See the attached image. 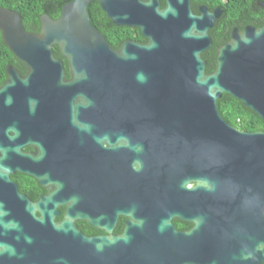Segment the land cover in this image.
Instances as JSON below:
<instances>
[{"label": "water", "instance_id": "water-1", "mask_svg": "<svg viewBox=\"0 0 264 264\" xmlns=\"http://www.w3.org/2000/svg\"><path fill=\"white\" fill-rule=\"evenodd\" d=\"M92 1L112 24L136 28L147 42L112 50L89 22ZM163 1L160 8L159 0H72L55 20L41 15L37 34L0 7L1 40L26 69L18 76L8 66L0 88L11 121L80 133L99 125L101 111L103 126L136 142L128 147L135 207L118 236L111 235L116 212L103 225L85 212L94 202L86 203L85 187L95 166L72 163L69 194L59 195L61 187L46 178L40 182L50 193L34 203L13 186L0 191V264L264 263V132L236 130L215 106L228 94L264 123V23L232 30L206 74L201 54L221 11L200 7L194 15L189 0ZM173 193L177 200L194 195L197 214L186 232L170 223ZM77 221L109 235H85Z\"/></svg>", "mask_w": 264, "mask_h": 264}, {"label": "flooded vegetation", "instance_id": "flooded-vegetation-1", "mask_svg": "<svg viewBox=\"0 0 264 264\" xmlns=\"http://www.w3.org/2000/svg\"><path fill=\"white\" fill-rule=\"evenodd\" d=\"M222 1L225 2L226 0ZM97 5L95 14L98 21L95 29L101 35V31L114 33L112 25L117 28L134 29L112 24L98 3ZM257 5L264 9L263 2H257ZM200 7H205L209 12L219 9L221 11L219 18L227 11L226 22L229 23V30L226 31L227 40L223 43L230 39L231 32L234 29L241 31L247 26L258 28L264 23V20H262L258 25L245 24L244 21L247 18L246 8L234 10L233 7H228L227 2L224 4L223 9L219 6L213 7L212 3H210V9L203 4H197L194 10L190 5L191 12L198 15ZM100 12L111 24L105 23L100 18ZM232 22H235V25L231 27L230 23ZM213 26L209 31L213 29ZM98 28L101 31H98ZM125 42L143 45L147 41L136 42L123 39L114 48L109 43L107 44L112 50H118ZM52 54L61 62L65 77L68 78L66 61L61 57L58 50L57 55ZM260 58L264 68V52H262ZM8 66L12 67L18 76H23L26 73L25 69V72L21 75L15 67L6 64L0 75V88L7 79L6 70ZM9 109V105H5L4 100L0 99V149L6 151L4 156L0 154V158L4 157L0 160V191H10L13 186L19 195L34 203L50 193V189L40 182V179L46 178L52 186L58 185L61 187L59 195L69 194L70 174L67 166L72 163L94 165V170L92 172L89 170L91 174L87 173V177L90 179L85 187L86 203L88 201L94 202L87 204L85 212L90 217L96 214V217L101 220V225L105 223V220L106 222L110 221V218L116 212L117 216L111 235L118 236L127 220L124 214L129 213L135 207V172L132 164V153L128 149V147L135 145V136L130 132L120 134V130L113 126H103L101 111L99 125L95 129L77 133L68 126L56 128L46 125L34 128L29 124L31 120L29 118L22 117L20 121L19 118L16 121H11L8 118ZM11 150L16 152H11ZM92 193L95 194L93 198H91ZM173 194L174 207L170 211L174 209V216L170 219V223L175 231L186 232L192 226L189 218L197 214L194 195H192L191 200L189 196L177 200L175 199L177 194ZM58 210L59 215L55 218L57 222L62 219L64 208L59 207ZM75 225L81 232L84 230L85 235L88 236L109 235L103 230L89 225L86 221H77Z\"/></svg>", "mask_w": 264, "mask_h": 264}, {"label": "trees", "instance_id": "trees-1", "mask_svg": "<svg viewBox=\"0 0 264 264\" xmlns=\"http://www.w3.org/2000/svg\"><path fill=\"white\" fill-rule=\"evenodd\" d=\"M71 1L72 0H0V7L18 13L25 31L37 34L40 28L39 18L41 15H46L52 20H55L58 18L61 8ZM226 2L228 7H233L234 10H243L246 8L247 18L244 21L245 24L258 25L264 20V9H261L257 5V2L264 3V0H226L225 2L222 0H190V5L194 10L196 9L197 4H203L210 9V3H212L213 7L219 6L223 9ZM159 3L160 8H163L164 1L159 0ZM97 6L98 5L95 1L90 2L87 6L89 22L94 29L98 21L95 14ZM227 15V11H225L224 15L214 23L213 29L208 32L212 44L201 54L202 59L206 62V74L213 70V54L215 48L227 40L226 31L227 29L229 30V23L226 22ZM100 18L105 23L111 24L109 21L107 22L105 16L101 12ZM234 23L235 22L230 23V26H234ZM111 27L114 29V33L104 32L99 28L98 31L102 32L104 39L112 48L123 39H130L136 42H146L136 28L130 30L129 28H117L113 25ZM95 30L97 31V29ZM52 53L57 55L56 47H52ZM6 64L15 67L17 72L21 75L25 72L24 66L9 52L7 47L3 44L0 36V75L2 73V68ZM215 106L219 116L236 130L244 132H264V123L251 110L244 107L240 101L230 95L222 94L221 97L216 100ZM236 120H238V122H236ZM82 233L85 234V231L83 230Z\"/></svg>", "mask_w": 264, "mask_h": 264}, {"label": "built area", "instance_id": "built-area-1", "mask_svg": "<svg viewBox=\"0 0 264 264\" xmlns=\"http://www.w3.org/2000/svg\"><path fill=\"white\" fill-rule=\"evenodd\" d=\"M236 122H238V120H236Z\"/></svg>", "mask_w": 264, "mask_h": 264}]
</instances>
